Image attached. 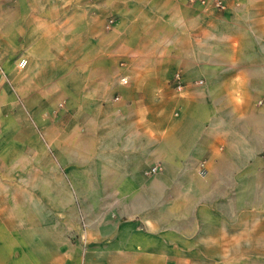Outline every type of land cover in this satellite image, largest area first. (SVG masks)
Masks as SVG:
<instances>
[{
  "label": "crops",
  "instance_id": "crops-1",
  "mask_svg": "<svg viewBox=\"0 0 264 264\" xmlns=\"http://www.w3.org/2000/svg\"><path fill=\"white\" fill-rule=\"evenodd\" d=\"M223 1L0 0V54L20 68L0 152L29 158L22 101L44 103L29 159L48 185L45 201L27 186L43 209H17L6 176L23 169L0 163V264H264V209L245 206L264 176V0ZM11 100L3 84L0 108ZM86 167L110 205L85 227L56 221L54 182Z\"/></svg>",
  "mask_w": 264,
  "mask_h": 264
},
{
  "label": "rangeland",
  "instance_id": "rangeland-1",
  "mask_svg": "<svg viewBox=\"0 0 264 264\" xmlns=\"http://www.w3.org/2000/svg\"><path fill=\"white\" fill-rule=\"evenodd\" d=\"M7 57L10 58V61L7 62V64H5L3 55L0 54V93H1L2 85L5 84L9 87V91L12 97L11 101H7L4 104V106L0 108L2 110L0 115L5 116L6 119H8V117H10L9 114H13L14 111V102H13L14 93H15L14 72L17 70L20 71L16 56L7 55ZM70 62H72V60ZM65 65L66 66L62 68L63 70L61 69L63 72H66L68 70L66 69V67L69 65V62L66 61ZM61 70L55 69L56 76L59 73L60 74L63 73ZM25 76L26 75H24L23 77ZM39 104L44 106V103L41 102H34V104H31L28 103L27 101L24 100L22 101L23 122H24L23 123L24 142L22 144V151L23 154L25 156L27 155L29 158L31 156L37 158L36 155L40 157L35 145L37 139H39L42 142L46 141V122L44 120V123H37L34 116V109H36V107ZM262 131H263L262 143L264 146V128ZM92 137L93 139L91 140V142L94 144L95 138L93 135ZM2 155L3 154H1L0 152V163L6 165L7 163L5 160V156L2 157ZM7 157L8 160L11 158L10 152L7 154ZM261 157L264 160V150L261 153ZM29 158L24 157L22 159L20 156H15L14 163H12V166L9 165V163L8 165H6V171H8L6 173L8 174H11L9 171L23 169V172H20L19 175L16 174L14 177L6 176V181L8 182L7 186H11L14 190V197H15L14 206H16L17 209H43L41 199H39L36 196L40 197L42 193L44 195L43 201H45L46 199L45 195L47 194L48 191V185H46L47 182L37 181L36 175L38 172L31 165L30 162L31 159ZM38 162L40 161L38 160L36 164H38ZM209 168L210 167L207 165V162L203 160L202 163L199 165V173L205 176L208 174ZM253 169H257L256 166L249 164L246 166V170L248 171ZM259 171H261L260 168H258V173ZM86 172H88V167L85 168L84 172H81L79 174L81 176L77 177L75 183H72L70 181L54 182L53 192H54L55 201L58 202L60 205H62V203H65L66 204L65 208L68 210V212L66 213L56 214V221L63 222L65 220L66 222H70L72 225L79 226L78 224H80L81 226L85 227V224L88 223L90 219H94V217L96 216V214L94 213V209H99L100 207H106L110 205L111 202L110 183H107L108 187L106 186L107 188L106 190L104 189L105 191L103 193L100 192L99 195L95 196L91 192L95 191L97 184L95 183V181H93V179L90 176H88ZM262 172H264V168ZM260 177L262 180H257L256 182H248L247 190H246L247 191L246 199H252L254 201V204L252 205H245L248 207V209H264L262 208L264 207V176L261 175ZM13 178L16 180L12 181ZM85 179L86 181L88 179L86 184L83 181ZM87 185H89L90 188H88ZM27 186H32V187L37 186L39 188V190L37 191L32 190L36 196L30 191L29 188H27ZM50 189L51 188H49V190ZM27 200L31 201L30 206H27ZM90 211L92 213H90Z\"/></svg>",
  "mask_w": 264,
  "mask_h": 264
},
{
  "label": "built area",
  "instance_id": "built-area-1",
  "mask_svg": "<svg viewBox=\"0 0 264 264\" xmlns=\"http://www.w3.org/2000/svg\"><path fill=\"white\" fill-rule=\"evenodd\" d=\"M192 3H200L204 6H207L210 2L213 3L214 7L216 9H223L225 8V3L223 0H190ZM110 23H113V19H110ZM26 61L21 60L20 65L25 66ZM197 84H203L204 79H199L196 81ZM171 83L174 87V89L178 92L183 91L186 88V82L184 80L183 73L181 71H176L171 79ZM159 167L157 165L152 166L149 170L148 173H155L157 172Z\"/></svg>",
  "mask_w": 264,
  "mask_h": 264
},
{
  "label": "bare ground",
  "instance_id": "bare-ground-1",
  "mask_svg": "<svg viewBox=\"0 0 264 264\" xmlns=\"http://www.w3.org/2000/svg\"><path fill=\"white\" fill-rule=\"evenodd\" d=\"M126 82V81H125ZM149 159V158H148Z\"/></svg>",
  "mask_w": 264,
  "mask_h": 264
}]
</instances>
